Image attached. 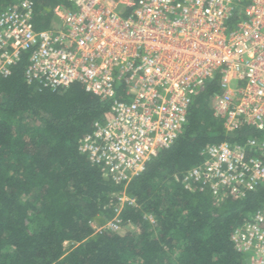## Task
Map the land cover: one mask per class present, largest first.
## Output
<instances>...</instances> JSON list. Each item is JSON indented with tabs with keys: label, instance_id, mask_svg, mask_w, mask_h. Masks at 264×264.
Segmentation results:
<instances>
[{
	"label": "built area",
	"instance_id": "built-area-1",
	"mask_svg": "<svg viewBox=\"0 0 264 264\" xmlns=\"http://www.w3.org/2000/svg\"><path fill=\"white\" fill-rule=\"evenodd\" d=\"M39 3L13 0L0 10V77L28 55L25 78L39 90L78 82L110 101L112 116L94 122L79 150L114 183L127 185L174 143L216 76L210 108L225 129H264V0H64L52 25L37 29ZM200 154L183 172L187 188L222 200L264 186V138L209 143ZM117 199L111 229L122 225V207L135 204L125 192ZM232 240L244 264H264V205Z\"/></svg>",
	"mask_w": 264,
	"mask_h": 264
},
{
	"label": "trees",
	"instance_id": "trees-1",
	"mask_svg": "<svg viewBox=\"0 0 264 264\" xmlns=\"http://www.w3.org/2000/svg\"><path fill=\"white\" fill-rule=\"evenodd\" d=\"M12 1L0 0V10ZM60 1L40 0L37 29L52 25ZM27 60L0 77V264H244L232 234L264 205V186L218 200L183 182L207 144L264 138V129L252 126L229 132L214 115L210 100L219 76L195 98L174 143L125 185L104 177L79 150L94 122L112 116L111 102L78 82L39 90L25 78ZM124 192L135 204L126 203L119 218L138 232L96 231L91 222L114 218Z\"/></svg>",
	"mask_w": 264,
	"mask_h": 264
},
{
	"label": "rangeland",
	"instance_id": "rangeland-1",
	"mask_svg": "<svg viewBox=\"0 0 264 264\" xmlns=\"http://www.w3.org/2000/svg\"><path fill=\"white\" fill-rule=\"evenodd\" d=\"M61 2H64V0L63 1H60L58 3H61ZM27 121H28V119H25L24 118L23 122H26L27 123ZM32 124H33V122H32ZM148 219L152 223H155L156 224V219L153 216H148ZM108 221L106 223H104V224H100L99 222H95L94 221L95 222V226H96L95 230L96 231H100V229H101L100 227H103V228L106 227ZM112 230L115 231V232H117V233H119V234H121V235H125V234L130 233V232H133V233L138 232V227L135 226L134 224L129 223V224H126V225H123L122 224L118 229H112ZM71 244H72L71 242H68V241L65 242V245H66L67 248L70 247Z\"/></svg>",
	"mask_w": 264,
	"mask_h": 264
}]
</instances>
